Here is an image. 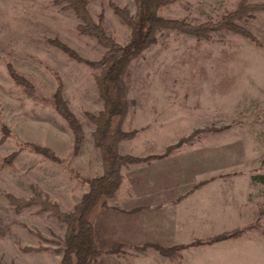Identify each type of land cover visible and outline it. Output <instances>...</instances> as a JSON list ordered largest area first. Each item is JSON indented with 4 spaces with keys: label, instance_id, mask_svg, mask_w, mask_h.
<instances>
[{
    "label": "rangeland",
    "instance_id": "1",
    "mask_svg": "<svg viewBox=\"0 0 264 264\" xmlns=\"http://www.w3.org/2000/svg\"><path fill=\"white\" fill-rule=\"evenodd\" d=\"M239 1L166 0L159 14L199 24L219 19ZM114 4L135 13L134 0H88L94 20L125 44L131 27ZM80 23L73 9L56 0H0L3 264H62L66 232V223L51 210L33 204L17 211L8 194L28 200L39 194L71 212L89 190L85 179L103 174L91 118L104 108L94 78L98 69L51 42L58 39L82 58L99 60L105 48L80 32ZM247 25L257 41L226 30L208 40L162 29L156 43L130 63L122 124L128 136L119 152L136 161L122 167L123 182L94 223L103 250L114 246L105 236L106 219L139 211L144 199L165 205L162 244L170 247L255 227L238 238L169 253L126 245L120 253L102 255L98 264H264V183L253 179L264 173V11ZM10 64L31 90L13 77ZM59 88L82 124L78 150L72 128L53 105Z\"/></svg>",
    "mask_w": 264,
    "mask_h": 264
},
{
    "label": "trees",
    "instance_id": "2",
    "mask_svg": "<svg viewBox=\"0 0 264 264\" xmlns=\"http://www.w3.org/2000/svg\"><path fill=\"white\" fill-rule=\"evenodd\" d=\"M134 1L136 8L134 14L129 8L114 4L116 13L131 27L130 40L122 44L107 33L102 21L96 22L94 20L88 8V0H56L57 4H65L67 8L75 11L81 19L80 32L95 37L105 48V52L99 60L88 61L60 40L51 41L79 62L85 61L94 69H98L94 78L103 98L104 108L97 116L94 115L91 118L96 124L94 139L102 155L103 174L85 179L89 190L71 212H63L57 204L43 200L39 194L29 200L8 194V199L17 211L33 204H41L43 210H51L53 215L66 223V232L61 245L62 264H98L102 255L120 253L127 247L126 244L116 243L112 249L103 250L96 236L94 216L100 208L107 206V200L114 197L120 188L123 182L122 167L135 160L133 157L123 156L119 152V142L128 136L127 133L123 132L122 124L129 108L124 79L130 63L156 43L158 32L162 29H175L199 39L208 40L212 39V33L226 30L257 41L247 24L257 12L264 11V3L240 0L234 9L228 10L219 19L194 24L186 20L166 18L160 15L159 8L166 0ZM9 71L18 83L31 90L32 86L29 80L16 73L11 64ZM53 103L55 109L72 128L76 138V150H78L84 140V131L79 119L65 101L62 88H59L54 94ZM36 149L48 157H55L54 152L50 149L40 146H37ZM262 165L264 167V160ZM253 179L264 183V173L254 175ZM254 227L255 224H249L231 232L227 231L210 237L197 238L189 244L172 247L148 244L142 248L152 247L162 253H169L174 252L177 248L182 249L191 245H203L220 242L228 238H238L247 229ZM31 249L33 248H28V250ZM0 264L3 263L0 262Z\"/></svg>",
    "mask_w": 264,
    "mask_h": 264
},
{
    "label": "crops",
    "instance_id": "3",
    "mask_svg": "<svg viewBox=\"0 0 264 264\" xmlns=\"http://www.w3.org/2000/svg\"><path fill=\"white\" fill-rule=\"evenodd\" d=\"M163 206L165 205L144 199L141 205L136 206L140 208L139 211L113 216L114 222L106 219L105 236L110 237L111 243L114 244L119 242L137 246L148 244L168 246L162 244L165 235Z\"/></svg>",
    "mask_w": 264,
    "mask_h": 264
}]
</instances>
